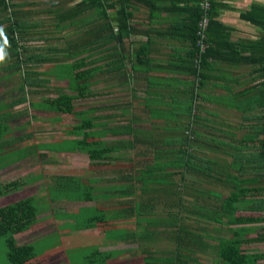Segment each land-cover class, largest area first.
<instances>
[{
  "label": "trees",
  "instance_id": "16d2710c",
  "mask_svg": "<svg viewBox=\"0 0 264 264\" xmlns=\"http://www.w3.org/2000/svg\"><path fill=\"white\" fill-rule=\"evenodd\" d=\"M17 1L0 0V67L3 66L0 82H7V84L14 82L16 81V74L21 73L23 78L22 84H18L17 90L22 93L26 86L37 87L48 83L47 78H35L36 75H39V72L35 68L44 64L53 65V71L40 72V75H50L57 80H66L67 84L65 88L70 91V94L59 93L53 98L43 100L41 103L36 102L31 104L30 107L59 115L73 114L75 111V100L94 95V93L89 91H91L90 88L98 81L95 79L97 74L98 76H105L107 79L113 77L115 71L113 45L121 47V53L118 52L116 56H118V59L120 56L122 57L117 62V65L122 66L123 70L120 71V68H117L116 76L121 79L126 74L128 69L126 67V59L128 60L129 58V47L130 44L134 43L130 39L136 35L145 37V33L147 32L146 29L141 30L134 26L132 9L137 6L144 7L147 1L155 2L153 0H78L71 8L59 11L63 6L61 4V6H56L50 3L52 0H48L49 2L47 3H50L52 8L46 11L42 10V12L52 13L55 21L51 25H48V29L39 35L44 34L47 36L49 34V38H53L54 40L52 44L44 43L47 39L38 37V33L30 32V29L34 28L36 24L33 20H30L32 13L26 7L33 5L36 0ZM189 1L193 2L194 0ZM203 1L205 0L194 1L196 6L193 10L192 7H189L191 11L189 12L190 14L188 13L185 23L186 25L188 24L187 27L190 31L189 34H186L185 38L193 46L190 61L192 81L189 88L190 94L187 95L188 99L182 103L181 108L179 106V110L182 111L181 113L172 111V113L168 112V114L163 116L156 114L153 117H157L159 120L167 119L169 124H175L174 131H171V134L167 136V140H165L166 146L164 147L166 152L168 151L174 155L177 153V160L180 161L179 163L173 161L170 165L180 167L184 172L181 170L179 172L170 171L168 173L170 175V186H176L177 188L178 184L173 183V181H176L177 174L180 175V181L188 179L184 175H198L202 183L198 186L199 192L192 195L195 196V202L199 205H195V208L192 206L193 211L190 210L188 213L196 214L197 216L202 214L201 216L205 215L203 217H206L207 214L202 211H211L215 214L212 220L220 226L217 233L224 232L226 234L225 237L218 238L214 234L210 236V240L216 242V245L212 248V251L215 250L213 259L217 261V264H257L264 260V253L250 252L243 248V245L255 242L264 243V228L259 232H253L254 230L251 229L243 227L231 228L230 226L264 223V216H242L236 214L238 211L264 212V161H259L257 158L248 161L250 157H246L243 149L240 147H236L233 153L229 151V147L217 145L214 149L221 151L224 156H220L217 160H207L208 158H205V162H201L198 165L196 163L197 158L192 154L193 146L197 143L199 136L197 125L201 120V116L199 115L200 96L196 90L199 89L202 82L206 79L203 76L204 63H206L207 58L211 55L209 53L210 45L214 42V39L209 35V26L212 22V9H214L217 0H206L210 4L206 10L202 9ZM194 10L196 13L193 17L191 12ZM262 15L263 17H259L253 21L264 30V11ZM203 16L208 20L207 26L201 30V34H198V24ZM245 17L249 19L248 14ZM67 24L69 28H78L77 33L79 35L68 40L63 36L54 38L53 29L58 28V30H61ZM161 36L159 35L158 37L161 38ZM32 39H41L42 45H29L28 43ZM55 39L56 42L62 43L63 46L61 47L55 43ZM126 39H128L127 42H125ZM216 39H219V37ZM140 43L141 47L139 49L144 50L146 48L145 42ZM125 44H127V49L124 47ZM201 45L205 46L204 51H201ZM104 48L106 50V60L99 66L97 56L99 51H103ZM94 54H97L96 58L88 60V57H92ZM2 60H5V62L3 63ZM132 68L135 70L134 66ZM25 98V96L20 95L13 100L7 99L6 102L0 103V138L8 131L11 132L9 123L7 127L4 120L10 122L23 115L24 111L15 110L12 113L11 109L17 106H24L26 104ZM89 111L87 114L93 113V110L89 109ZM98 118L99 116L80 117L79 124L67 132V135L69 134L74 138L71 139V147L65 152L86 154L94 163L90 166L98 168L102 167V164H105L103 161L106 157H109L110 153L119 151V146L129 148L132 145L131 147L134 148L139 144V149L142 146L146 147L145 140L141 136L143 135V130H134V127L129 122L117 127H106L103 124L101 125L102 127H98L99 123L96 122ZM97 127L100 129L95 130ZM226 133L225 131H217L215 134L220 136ZM107 135H128L129 137L133 135L132 138L137 139L135 143L131 139L114 140L113 143H106L101 138ZM9 142L1 141V145L9 144ZM149 148L151 149L150 146ZM156 151L155 153H158ZM259 151L264 158V140L259 145ZM225 154L229 156V159ZM145 155L146 149L140 151L138 156ZM199 161H203V159ZM127 167L128 174L119 175V181L130 183L132 176L135 177L137 175V177H141L142 175L145 177L147 175L146 168H136L135 171L131 165L127 164ZM155 169L157 171L159 166L158 168L156 166ZM152 170L153 166L150 167L148 172L151 177L154 176ZM113 173H119V171L114 170ZM159 177L148 179V181L156 185H162L167 181ZM141 179L143 182L144 179ZM114 182L117 183L118 180L115 179ZM146 183L143 182V184ZM21 185H24V183L20 182L17 184L16 181H12L0 186V196L15 191L16 188L22 187ZM73 187L81 189L82 186L79 183H73ZM86 190L88 192L83 194L81 200L93 201L95 189L89 186ZM212 200H215V202ZM33 201L34 197H28L0 207V236L5 237L7 264H30L34 263L31 261L37 257L35 256L32 244L18 245L14 239V234L26 231L35 222L38 208H36ZM181 206L179 205V207ZM179 207L175 211L169 209L167 216L170 219H176L172 215L177 212ZM208 220L211 221L210 219ZM101 222L103 221L99 217L88 219L86 225L80 226V230L91 229V225L89 224L96 225V223ZM188 228L190 230L185 232H189V237L191 238L185 239L181 237L185 240L182 244L185 245L184 247L189 248L191 244L197 245L195 239L199 240L201 246L199 248L197 245L199 248L197 252L204 254L206 245L203 244V239L193 236L195 227L192 224H189ZM252 233H256V236L247 238ZM179 236L175 238L177 244H179ZM101 255L103 262L110 258V254L108 253ZM170 262L171 264L173 263L171 260ZM177 262L178 264L195 263L194 260H185V258L177 259Z\"/></svg>",
  "mask_w": 264,
  "mask_h": 264
},
{
  "label": "crops",
  "instance_id": "0c3cea01",
  "mask_svg": "<svg viewBox=\"0 0 264 264\" xmlns=\"http://www.w3.org/2000/svg\"><path fill=\"white\" fill-rule=\"evenodd\" d=\"M153 1L155 2L147 1L144 7L137 6L136 8L132 9L134 26L137 29H146L147 32L145 33V37L136 35L130 39L134 41V43L130 44L129 47V58L128 60L126 59V67L128 69L126 74L121 78L122 80L116 76L117 68H120V71L123 70V68H121L122 66L117 65V62H119L122 57L120 56L118 59V56H116L118 52L121 53V47L118 45H113L112 49L113 53H115V71L112 77L114 82L112 86L116 89V91L121 90L119 93L125 94V96L119 98V103H116V105H119L120 108L122 107L117 117L111 119L107 118L108 115H106L103 116L104 118L99 116L98 119V127H102V124L106 127H110L108 125L112 122L109 123L108 121L119 118L118 120L120 123L129 122L130 125L134 127V130H143V135L141 136H143V140H145V146L148 148L150 146L151 149L149 148L150 151L146 152L145 156H138L139 152L142 151L141 147L139 150H137V152L135 151V163L138 165L139 162H145L146 164H143L139 168H146L147 175L145 176L143 174L145 177L142 175L141 177H137V175H135V177L132 176L130 183L122 182L123 184L119 181L120 176L114 178L110 177L109 180H105V183L107 184L100 186H98L100 180H92V182L94 181L92 187L95 189L96 194L93 197V201L84 200L77 202L75 200L66 199L65 203L62 200L61 203L65 205L69 204L67 209H69L71 212L75 210V207L89 210L91 209V206H93L96 209L98 206L95 203L99 202V195L102 193V189L105 188V186L112 185L111 189H113L114 187L116 188L117 186L123 185L130 189L128 190L129 199L132 198V195L135 192V199L133 198L135 201L133 200L134 203L130 202L131 204H126L127 208L130 209L131 215L126 219H122L120 221L122 224H129L130 221L134 220L135 214L132 212L135 210V203L136 205L139 204L137 207L148 206L150 209V206H169L171 202L173 204L172 206L176 208L179 207V205L183 206L182 208L179 207L177 210L178 214H180V216H177L179 220L172 218L169 225L172 228H177L179 232H181L183 228L182 224L187 221V219L181 216L180 211L183 209H188L187 207L189 205L186 204V198H184V194L190 193L184 189L187 188L189 190V185H186L185 181H183L185 185L183 192L180 190V188H176V186L171 187L168 185H165L163 191H161V185H159L160 187H155L156 184L148 181V179H154V177L160 176L159 178L168 180L167 183H170V175L168 174L170 171L179 172L181 170L184 172V170L180 167L178 168L170 165V163L173 161L177 163L180 161L177 160V153L174 155L168 151L166 152L164 147L166 146L165 140H167V136L171 134L170 132L174 131L175 124H169L167 119L159 120L157 117H153V115L161 114L163 116L168 114V112L172 113V111L175 113H181L182 111L179 110V106L181 108L182 103L188 99L187 95L190 94L189 88L192 81L190 61L192 57L191 52L193 51V46L190 41L185 38L186 34H189L190 32L187 27L188 24L186 25L185 23L188 18V13L191 11L189 7H192L193 10V8L196 6L194 2L196 0L193 2L189 0ZM263 11L264 0H217L215 2L214 9H212V22L209 26V35H211V37L214 39V42L210 45L209 53L211 55H209L206 63H204L203 76L204 78L206 77V79L202 82L199 89L196 90L200 96L199 115L201 116V120L197 125V132H199V136L195 145L199 148H207L206 153H204V158H202L204 155L201 156L193 154L195 158H197V165L201 162H205V158H208L207 160H217L220 156H224L221 151H216L214 149V147L217 145L229 147V151L233 153L235 152L236 147H240L243 149L246 157H250L248 161L253 158H257L259 161H264V158L259 151V145L264 140V30L260 26L256 25L253 21L259 17H263ZM191 13L194 17L196 11L194 10ZM246 14H248L250 20L245 17ZM159 35H162L161 38L158 37ZM217 37H219V39H216ZM127 40L128 39H126L125 42H127ZM140 42H145L144 45L146 48L144 50L139 49L141 47ZM126 46L127 44L124 45L125 48ZM97 57L98 65L100 66L106 60L105 48L103 51H99ZM132 66L135 67V70H133ZM100 79L105 80V76L100 75L98 81ZM105 89L106 88H104V92ZM139 115L146 116V118H141ZM143 125H145V128ZM217 131H225L227 133L218 136L215 134ZM21 137L22 136L20 135H16L14 137L11 136L9 139H7V142L10 141L9 143H11L18 141L14 144L15 146H18L21 144ZM132 137L124 138V140L131 139L133 143H135L137 138L133 139ZM113 141L114 140H105L106 143H113ZM29 145V156L34 155V153L41 156L42 152L41 150L37 151L36 144ZM138 145L139 144H137V147ZM1 147L2 150H5L6 148L11 147V145L5 144L1 145ZM20 148H25V146H20ZM15 150H17V148H15ZM155 150H157L156 152L158 153H155ZM67 154L72 153L67 152ZM52 155V152H50V154L47 156L48 158H51ZM225 155L229 159V156L227 154ZM27 156L21 159L16 158L12 163L8 165L3 164L4 166L0 167V186L18 179V175L15 174L19 173V170H21L23 162ZM107 159L109 158L106 157L105 160ZM200 159H203V161L198 162ZM149 161L151 164H149ZM55 164L56 163L52 161L45 162V172L43 173L42 169L41 172L43 174H38L33 177L31 181L27 180V182H29L30 185L37 187L40 183L39 180L43 181L45 178H48L49 180L52 179L53 172L56 171L54 167ZM151 166H153L152 173L154 174L152 177L148 174ZM156 166H159V170L157 171L155 169ZM132 167L136 171L134 164ZM33 168L36 169V166H33ZM98 168L96 169L98 170ZM136 168L138 167L136 166ZM12 169L15 170V176L7 180L8 182L3 181L1 176H3L4 171ZM115 169L116 168H114V170ZM156 172L158 173L155 174ZM184 176L189 178L188 175ZM135 178L139 179L137 180L138 185L134 181ZM141 178L144 179L143 182L147 183L143 184ZM115 179L118 180L117 183L113 181ZM179 179L180 175L177 174L176 180ZM173 183L178 184L179 182L173 181ZM47 186L48 185H45V187ZM165 187L168 188L166 189ZM191 187L193 188V192H199L197 187ZM107 188L109 189V187ZM108 189H106V191ZM19 192L20 191L18 187L15 189V191L0 196V207H4L22 200L15 198V195ZM108 193L112 194L114 192L108 191ZM36 194L37 196H42L41 191ZM139 195L145 198L142 197L141 199H138ZM161 195H166L167 199L173 197V201L170 200L169 202L166 199L164 202V198L161 197ZM154 196L158 197L156 198L157 202L154 200ZM5 198H7V201ZM49 203L51 202L49 201ZM106 203L107 201H105L103 204ZM194 205L199 204L195 202ZM103 207H105V205ZM193 207L195 208L196 206ZM41 209L42 207L40 208V212ZM40 212L38 209L39 214ZM100 212H102V209ZM246 212L258 213L243 211V213ZM50 214L48 216H44V218L47 220L49 219L48 224L52 225L53 228L55 221ZM242 216L252 215L245 214ZM150 217L151 216H148V218ZM91 218L94 217H88V219ZM43 219H38L36 217L33 225H31L26 231L21 232L19 235H24L25 238V235L28 233V231L34 232V228L39 229V227L44 222H46L44 221L42 224H40L39 220L41 221ZM181 219H184V221ZM190 221L192 222V220ZM104 224L105 222L96 223V225L91 223L89 224L91 225V229L77 231V234L86 236L90 235L89 233L92 232L94 236L99 238L103 235L100 234V231H102V227L100 228V226H103ZM230 227L236 228V225ZM219 229L220 228H218V230ZM74 231H70L68 233L66 231L64 232L73 237V235H76ZM72 232L74 233L72 234ZM200 233L202 232L200 231ZM213 234L215 235L214 231ZM209 235L211 236L212 234ZM22 236H14V239L18 245L32 244L34 241L48 236V234L40 235V233H38V235H36L37 237L30 242L19 243V240H21ZM80 238V240H82L83 237ZM172 239L174 241L173 236ZM132 242H134L133 239L126 238L109 240L99 239L96 249L97 252L100 251L104 254H110L109 259H112V254L115 250H117V252L122 251V249H127L129 251V248L134 246V243ZM195 242L200 248L201 242L196 239ZM203 244L206 245L205 250L210 249V245L207 244L206 240L203 242ZM197 245H190L189 248L192 249V251H194L196 254L188 255L190 259L197 258L200 260L208 258V260L210 259V261H214V255L208 256L197 252L199 249ZM194 247H197V249L195 250ZM185 248L188 251V248ZM166 251L171 250L167 249ZM174 251L175 250H173V252ZM149 253H151V251H148L144 254L149 256ZM141 255L142 254L139 256ZM186 255L187 253H185L184 256ZM161 257L163 259V256ZM42 258L43 257L37 256L32 261ZM142 258L143 261H145L146 256H143ZM105 262L107 263L109 260L107 259ZM162 264H171L170 259L167 261L163 259Z\"/></svg>",
  "mask_w": 264,
  "mask_h": 264
},
{
  "label": "rangeland",
  "instance_id": "374dc122",
  "mask_svg": "<svg viewBox=\"0 0 264 264\" xmlns=\"http://www.w3.org/2000/svg\"><path fill=\"white\" fill-rule=\"evenodd\" d=\"M76 1L78 0H52V2L50 3L56 6L62 5L63 7H61L59 10L62 11L71 8V6ZM47 2L49 1L36 0L34 1L33 5H29L26 7L27 10L32 13L30 20H33L36 24L34 28L30 29V32L35 34L38 33L39 35L44 30L48 29V25L54 23L55 19L52 13L42 12V10L46 11L52 8L50 6V3ZM73 28H69L68 24L61 30H58V28H54L53 37L58 38L63 36L66 40L73 39L74 36L79 35L77 33L78 28ZM38 37L47 39L44 43H54L53 38H49V34H47V36H45L44 34L39 35ZM55 43H57L61 47L63 46L62 43L56 42V39ZM28 44L36 46L42 45V42L41 39H32ZM96 56L97 54H94L92 55V57H88V60L96 58ZM2 62L4 63L5 60H2ZM35 69L39 72V75H36L35 78H47L48 83L37 87L26 86L21 93L17 90L18 84H22L21 81L23 78L21 76V73L16 74V81L14 82H9L8 84L7 82H0V103L6 102L7 99L13 100L20 95L26 97V104H24V106H17L14 109H11L12 113H14L15 110L24 111L23 115L19 116L18 119L16 118L11 121L9 120L10 122L4 120V122H6V126L9 123L8 125L11 128V132L8 131L2 138H0V167L12 163L16 158L21 159L27 156V153L29 151L28 146H30L29 144H36L37 151L41 150L42 152L41 156L35 153L32 156L28 155L24 160L23 166L21 170H19V173L15 174L14 169L8 171L5 170L1 178L3 181H7L13 178L15 175H18V179H15V181L17 182V184L23 182L24 185H21L22 187L19 188L20 192L15 195V198L23 199L31 196L34 197L33 203L36 205V208L39 209V212L40 208L42 207L40 214L38 213L37 215V218L43 219L44 216H48L51 213L50 215L55 221L52 228V225L48 224L49 219L47 220L46 218H44L41 221L39 220L40 224H42L44 221L46 222H44L39 227V229L34 228V232L28 231V233L25 235V238L24 235H19L20 233L14 234L15 237L22 236L21 240H19V243L30 242L37 237L36 235H38V233H40V235L48 234V236L36 240L32 243L35 256L43 258L31 261L34 263L30 264H162L163 259L165 261L170 259L173 264H178L177 259L179 260L185 258V260H190V257L188 255H196L195 252L190 248H188L187 251V249L184 247L185 245L182 244L185 241L182 238H191L189 237L190 233L185 232L190 230L188 228L189 224H192L195 227V229L193 230V236L203 239V242L207 240V244L210 245V250L204 249V254L208 256L211 254V256H213L215 250L212 251V247L216 245V242L210 240L209 234H213V231L215 232V236L217 237H225L226 234H224V232L217 233L218 228L220 227L216 222L212 220L215 214L211 211H202L203 213L207 214L206 217H208V219H210L211 221L206 219V217H203L205 215L201 216V214L200 216H196L194 214L188 213V211L190 210L193 211L191 207L195 206V196L192 195L195 192H193V188L191 186L198 188V186L202 183L198 175L191 176V174H189V178L185 179L186 185L189 184V190L187 188L184 189L185 185L183 181L176 180L177 182H179L177 187L180 188L182 192L184 189L190 193L184 194V198H186V204L189 205L187 207L188 209H183L182 211H180L181 216L187 219V221L182 224L183 228L181 232H179L177 228L168 226V224L172 220V218L170 219L167 216V213L169 212L168 210H175L176 207L172 206L173 204L170 202V200L173 201V197L167 199L166 195H161V197L164 198V202L166 201V199L170 202L169 206H150L149 209L148 206L137 207V205L139 204L136 205L135 203V213L132 212L133 214H135L134 220L130 221L129 224H122V222L120 221L122 219L128 218L131 215L130 209L127 208L126 204L133 202V200L135 199V192L133 193L132 198L129 199L128 190L130 189L123 185L118 186V188L114 187L113 189H111L112 185L105 186V188L102 189V193L99 195V202L95 203L98 206L96 207V209L93 206H91V209L89 210L85 208L75 207V210L71 212L69 209H67L69 204L65 205L61 203V200L65 203L66 199L75 200L77 202L82 201L81 198L83 197V194L88 192L86 189L89 186H92L94 182H92V180H100L98 186L104 185L107 184L105 183V180H109L110 177L114 178L121 174H128L127 164L131 166L134 164L136 169V166L139 168L146 163L139 162L138 165L135 163V151L137 152V150H139V146L135 148H130L131 146L129 148L119 146V151L110 153L108 155L109 159L103 161V163H105L106 165L102 164L101 166H105L99 167L98 170L90 166L94 163L89 159L88 155H83L81 153L67 154V152L65 151L69 147H71V139L74 138L69 134L67 135V132L71 130V128L79 124L80 117L101 116V118H104L103 116L106 115H108L107 118L111 119L117 117L122 107L120 108L119 105H116V103H119V98L125 96V94H121L119 93L121 92V90L116 91V89L113 88L112 85L114 82L112 78H105V80L100 79L90 88L91 91L89 92L94 93L93 96L74 101V110L76 112L74 111L73 114L59 115L57 113L48 112L42 109L30 107V105L36 102L41 103L43 100L47 98H53L59 93L70 94V91L65 88L67 84L66 80H57L50 75H40V72L43 73L44 71H53V65L44 64L36 67ZM2 70L3 66L0 67V75H2L3 73ZM98 77L99 76L97 74L95 79L98 80ZM110 84L111 86H108ZM104 88H106L105 92ZM89 109L93 110L92 114H87V112H90ZM84 113L86 114L83 115ZM140 117L144 119L146 118V116ZM98 119L96 120V122H98ZM118 119L108 121L109 123L112 122L108 126L117 127L123 124L120 123ZM143 127L145 128V125H143ZM95 130H99V128L97 127ZM16 135L22 136L21 140L19 139L21 141V144L15 146L14 144L18 141H14L8 144L11 145V147L2 150L1 141H7V139H9L11 136L14 137ZM128 137V135H112L102 138V141L121 140ZM20 146H25V148L21 149ZM15 148H17V150H15ZM141 149L143 151L146 149V152L150 151L148 147L144 146H142ZM206 149L199 148L194 145L192 154L203 156L204 153H206ZM50 152H52L53 155L51 158H48L47 155H49ZM204 157L205 155L202 158ZM47 161L56 163L54 165L56 171L53 172L52 179L49 180L48 178H45L44 180L42 179L43 181L39 180L40 183L38 186L36 185L37 187L30 185L27 180L31 181L32 178L36 175L43 174L46 170L44 169V166L45 162ZM149 164H151L150 161ZM33 166H36V169L33 168ZM114 168H116L115 170L119 171V173H112V170L114 171ZM42 169L43 173L41 172ZM137 180L138 178L134 179L135 183H137L138 185ZM167 182L168 180L161 185V191H163L165 185L170 186V184ZM73 183H79L82 186L81 189H75V187H73ZM120 183H122V181H120ZM45 185L48 186L45 187ZM107 187H109V189ZM155 187L160 186L156 185ZM165 188L167 189L168 187ZM106 189L108 190L106 191ZM40 191L42 193V196H37L36 193H39ZM108 191H113L114 193L109 194ZM142 197L143 196L139 195L138 199H141ZM154 198V200L157 202L156 198L158 197L154 196ZM5 200L7 201V198H5ZM49 201L51 203H49ZM105 201H107V203L103 204ZM213 202H215V200ZM104 205L105 207H103ZM101 209L102 212H100ZM237 214L264 216V212L243 213V211H240ZM95 216L99 217L101 221L105 222L103 226H100V228L102 227V231H100V234L103 235L99 238L97 236H94L92 232L89 233L90 235L86 236L78 235L77 231H81L80 226L86 224L88 217L90 218ZM148 216L151 217L148 218ZM172 216L176 217V219L179 220L177 216H180V214H178V212H175ZM181 220L184 221V219ZM190 220H192V222ZM241 227L254 230L253 232H259L262 228H264V223L259 225L236 226V228ZM64 231H66L67 233L70 231H74L76 235H73V237H71ZM200 231L203 232L199 233ZM74 232H72V234ZM172 236L174 237V241L172 239ZM177 236H179V244H177V242L175 241V238ZM255 236L256 233H252L249 234L247 238H253ZM80 237H83L82 240H80ZM117 238L133 239L134 242L132 243H134V246H132V248H129V251L127 249H122V251L118 252L117 250H115L112 254L113 258L108 259L109 262L107 263L103 262L101 254L104 253H101L100 251L97 252V242L99 241V239L109 240ZM194 248L195 250L197 249V247ZM243 248L247 249L250 252L264 253V243H249L243 245ZM167 249H170L171 251H166ZM173 250L177 252L173 253ZM6 251L7 248L5 244V237L0 236V264H7ZM148 251H151V253L148 254L150 257L147 256V254H144ZM185 253H187L186 256H184ZM140 254L142 255L139 256ZM143 256H146L145 261H143ZM161 256H163V259ZM192 260L195 261L194 264H217L216 260L210 261V259L208 260V258L200 260L195 258ZM257 264H264V260L258 262Z\"/></svg>",
  "mask_w": 264,
  "mask_h": 264
},
{
  "label": "built area",
  "instance_id": "2783aa9c",
  "mask_svg": "<svg viewBox=\"0 0 264 264\" xmlns=\"http://www.w3.org/2000/svg\"><path fill=\"white\" fill-rule=\"evenodd\" d=\"M209 6H210L209 2H206V0L203 1V3H202V9H203V10H204V9H205V10L208 9ZM207 22H208L207 18H205V17L203 16V17L201 18V20L199 21V24H198V26H199V32H198V34H201V30H203V29L206 28V26H207ZM204 48H205V46H204V45H201V51H204Z\"/></svg>",
  "mask_w": 264,
  "mask_h": 264
}]
</instances>
